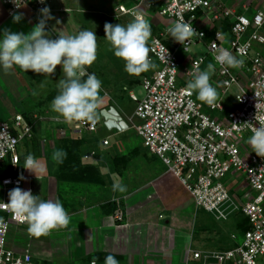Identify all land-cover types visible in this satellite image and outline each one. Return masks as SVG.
I'll list each match as a JSON object with an SVG mask.
<instances>
[{
	"label": "built area",
	"instance_id": "built-area-1",
	"mask_svg": "<svg viewBox=\"0 0 264 264\" xmlns=\"http://www.w3.org/2000/svg\"><path fill=\"white\" fill-rule=\"evenodd\" d=\"M1 1L12 15L25 7L40 13L55 0H46V4L40 0H16L19 8L13 0ZM234 1L241 5V13L236 7H227L224 0H135L131 6L120 5L117 9L133 17L150 12L173 22L183 18L203 33L184 45L175 42V50L166 44L168 31L153 35L148 42L149 56L159 64V69L141 78L143 98L130 95L136 103L135 117L139 121L133 127L144 147L166 165L196 204L218 220H228L239 213L247 221L239 235L231 236L233 247L191 250L185 264H264V158L252 152L247 142L253 126H264V0ZM252 5L255 10L248 18L246 14ZM221 20L229 22L231 35L227 44L224 33L215 26ZM200 44L206 48L205 55L191 57L189 65H182L178 52L189 54L192 46ZM221 49L243 59L244 65L225 70L226 66L215 59ZM207 59L215 66L214 74L223 94L237 87L234 97L238 108H227L222 102L209 106L197 99L194 90L179 85L182 68L187 80H191ZM105 120L109 127V120ZM101 124L98 117L95 124L74 121V131L81 138L82 133H95ZM124 125L109 129L124 132L129 129ZM34 134V122L29 116L17 114L8 121H0V201L8 203L9 191L17 186L22 188L29 179L22 166ZM103 144L108 145L109 140ZM227 176L234 181L241 178L246 192L238 195L227 188ZM117 220L123 221L121 213ZM13 224L28 227L10 209L0 207V264H34L29 249L17 253L9 248Z\"/></svg>",
	"mask_w": 264,
	"mask_h": 264
},
{
	"label": "crops",
	"instance_id": "crops-1",
	"mask_svg": "<svg viewBox=\"0 0 264 264\" xmlns=\"http://www.w3.org/2000/svg\"><path fill=\"white\" fill-rule=\"evenodd\" d=\"M72 1L57 0L49 6L55 19L47 21L46 31L52 38H56L57 35H73L81 30L78 28L76 15L72 14ZM224 3L227 7H236V11L242 12L241 5L238 6L236 1L224 0ZM132 4L133 2L128 1L125 5L129 7ZM253 10L255 5H252L247 13L251 14ZM19 12L23 13V19L19 23H13L12 15L0 1V30L10 29L28 34L41 19V14L34 13L26 7ZM151 20L156 21V25L152 26L155 28V33L166 32L173 23V20L156 14L148 18L150 23ZM167 20L171 22L169 25H166ZM74 24L76 27L73 26ZM215 26L224 33L225 44H227L231 35L228 28L229 22L221 20ZM165 41L172 50L176 49V41L171 38L169 32ZM181 52H178V56L182 65H189L191 56ZM209 63L212 61L207 59L204 66L196 73L207 70ZM156 64L158 67L141 74L136 84H141L139 81L142 75H151L158 70L159 64ZM62 78L60 66H57L55 74L47 77L46 74H38L31 70L24 72L19 67H14L7 72L0 69V121L17 114L29 116L32 120L34 118L35 138L27 146L26 154L31 153L36 157L40 155L42 167L36 171V175L34 173L29 175V171H25L28 176L42 180L43 177L39 175L44 173V167L47 164L44 150L51 147L55 152L60 145H68L75 140L80 145L87 146L86 150L98 153L96 159L100 167H111L114 171L115 166H118L116 171L118 172L119 169L121 177L116 175L117 178L110 180V184L100 186L102 191L116 193V196L110 195L101 200L91 201L84 199L70 206L66 209L71 217L68 228L54 229L47 235L39 237L30 235L27 226L13 224L8 236L9 248L17 253L29 249L34 264H90L93 260H96V264H104L108 254L115 255L120 264H185L191 250H211L208 247L214 236L208 233L205 222L208 218L206 214L210 213L196 204L193 196L156 155L150 153L145 147H137L138 151L135 154L137 156L133 160L138 162L141 159V161L136 166H139L138 171L130 174V150L127 154L123 153L129 144H121L122 140L128 142L125 135L130 127L122 132L115 128L109 129L105 125L107 121L103 113L111 110L116 111L118 117L128 125L114 104L107 105L109 102L105 100L97 110V116L101 119V125L106 133L104 132L100 137H91L97 138L94 140L96 144H91L87 138H75L77 133L70 122L62 118H54L56 114L51 111L50 105L59 93L58 81ZM179 79L180 83L188 81L183 68ZM218 80L213 73L210 82L221 91ZM9 95L20 101V111L10 107ZM60 131H64L65 136H62ZM115 134H118V138L112 141L111 137ZM107 139L109 144L104 145L103 141ZM36 145L40 147L39 151ZM117 180L127 186L125 193L113 192L112 184ZM237 181L241 182L236 187L237 191L241 186L246 187L241 178L232 185ZM28 188L29 186L25 184L24 190ZM237 191L235 194L244 193ZM47 198L43 199L48 200ZM116 200H119V203ZM119 213L123 217L122 222L117 220Z\"/></svg>",
	"mask_w": 264,
	"mask_h": 264
},
{
	"label": "clouds",
	"instance_id": "clouds-1",
	"mask_svg": "<svg viewBox=\"0 0 264 264\" xmlns=\"http://www.w3.org/2000/svg\"><path fill=\"white\" fill-rule=\"evenodd\" d=\"M13 2L16 3V0ZM40 3L46 4V0H40ZM16 6L20 7L17 3ZM40 14L41 19L28 34L10 29L0 30V69L7 72L19 67L24 72L31 70L46 74L47 77L55 74L57 66H60L63 78L58 81L59 93L50 105L51 111L56 114L54 118H62L66 122L86 121L95 124L97 110L102 103V81L94 72L88 73L87 69L97 60L96 32L83 29L73 35H57L52 38L46 27L47 21L55 17L47 6L40 10ZM22 19L23 13H12L13 23H19ZM104 30L115 57L124 62L125 71L130 76L139 77L158 67L149 56L151 49L148 42L152 38V25L142 13L135 14L127 25L105 23ZM167 31L181 45L196 35L203 36V33H198L183 18L173 22ZM215 59L219 65L226 66L225 70L241 68L245 63L228 49H221ZM214 71L215 66L209 63L207 70L196 73L187 85L188 89L196 92L198 100L209 106H214L219 98L217 88L210 82ZM85 75L86 79H83ZM247 142L252 152L264 158V126H253L252 135ZM53 156L59 163H63L67 152L59 149ZM22 167L36 175V171L42 166L39 158L29 153L24 158ZM20 179H24L23 174ZM112 190L125 193L127 186L117 180L112 184ZM8 197V203L0 201V207L10 209L15 217L26 221L29 233L34 236L47 235L54 229H67L71 223V217L59 199L44 200L40 195H34L30 189L24 190L19 186L11 189ZM92 264H96V260ZM104 264H120V261L115 255L108 254Z\"/></svg>",
	"mask_w": 264,
	"mask_h": 264
},
{
	"label": "rangeland",
	"instance_id": "rangeland-1",
	"mask_svg": "<svg viewBox=\"0 0 264 264\" xmlns=\"http://www.w3.org/2000/svg\"><path fill=\"white\" fill-rule=\"evenodd\" d=\"M128 1L133 2L135 0H73L71 9L72 14L74 13L73 15H76L75 18L79 24L78 28L81 30L90 29L96 32L98 45L97 60L91 67L87 69V72H94L102 81V102L106 100V102H109L107 105L114 104L130 127L125 135V137L128 139V142H126V140H122L121 144H129L128 148L125 149L123 153L127 154L130 150V174H135L139 168V166H136L140 163L141 159L136 162L133 160V158L137 156L135 155L136 151H138L137 147L142 148L144 145L141 137L137 135L133 127L134 125L138 124L139 121L135 117L136 103L131 99L130 95L134 93L139 98H143L144 90L141 84H136L138 77L130 76L125 71L124 62L115 57L111 44L106 39L104 30L105 23H120L127 25V23H129L134 18L131 13L121 14L117 10L120 5H125ZM144 14L147 20L148 18L152 17V13L150 12H145ZM251 14H246V16L248 18H252ZM170 23V20H167L166 25H169ZM151 25L155 26L156 21L151 20ZM73 26L76 27L75 24ZM152 34L158 35L159 33H155V28L152 27ZM181 51L182 50L179 52ZM205 53V47L202 45H197L191 47L189 55L193 58H201L205 55ZM84 77L85 78H82L86 79V75ZM189 81L190 80L181 83L182 85L187 86ZM181 83H179V85ZM217 90L219 92V98L216 102H222L227 106V108H238L234 97V93L237 91L236 86L231 87L226 92V94H223L218 88ZM9 97L11 98V102L9 103L10 107L20 111V101H18L13 96L11 97V95H9ZM9 119H5L4 121H8ZM70 124L74 129V121L70 122ZM97 130V133L95 132V134L82 133L80 137L84 139L87 138L88 142L91 144H96L94 140L97 138L92 139L91 137H100V135L105 132L102 125ZM60 133L62 136H65L64 131H60ZM117 135L118 134L112 136L111 140H116L118 138ZM77 137L79 136L75 135V138ZM36 147V149L39 151L40 147L38 145H36ZM87 148V146H82L75 140H72L68 145H60L59 149L66 151L67 156L66 158H63V163H59L53 156L54 149L47 147L44 150V155L47 158V164L44 167V173L39 175L43 177V179H36L35 177L30 176L29 179L24 182V184L29 186L28 189H30L34 195H40L41 199L44 197H48L47 199L51 200L59 199L63 203L65 209L76 205L84 199L91 201L94 199H104L105 196H116V193L102 191L100 186L103 184H110V180H115L117 178L116 175L121 177L119 169L118 172L116 171L118 166H115L116 170L114 171L111 170V167H100L97 164L98 160L96 159L98 153L92 150H86ZM37 158L40 160L42 157L38 155ZM117 162H120V158L117 159ZM140 167L142 168V165ZM28 174L34 175L31 172ZM224 182L227 188H232L233 190H236V187H238V185L241 183L237 181L234 185H232V183L235 181L231 176H227ZM97 185L99 187H97ZM22 189H25V185L22 187ZM239 191L246 192V187L241 186L237 192ZM117 203H119V200ZM206 215L208 217L205 221L208 226V233L211 234V236H214L208 248H211V250H226L233 247L234 242L231 238V235H239L237 225L243 220V216L240 214H234L230 216L228 220H218L216 217L212 216V214ZM204 235H207V231L204 233Z\"/></svg>",
	"mask_w": 264,
	"mask_h": 264
},
{
	"label": "water",
	"instance_id": "water-1",
	"mask_svg": "<svg viewBox=\"0 0 264 264\" xmlns=\"http://www.w3.org/2000/svg\"><path fill=\"white\" fill-rule=\"evenodd\" d=\"M103 116L109 120V122L107 123L109 127L118 128V126L121 125L125 126V123L121 120L120 117L117 116L116 111L114 110L108 111V113H103Z\"/></svg>",
	"mask_w": 264,
	"mask_h": 264
},
{
	"label": "trees",
	"instance_id": "trees-1",
	"mask_svg": "<svg viewBox=\"0 0 264 264\" xmlns=\"http://www.w3.org/2000/svg\"><path fill=\"white\" fill-rule=\"evenodd\" d=\"M135 1H133V3H134ZM228 28H229V26H228ZM154 34H152V36H153ZM210 36L209 37H212L213 36V34L212 33H210L209 34ZM166 44H167V46L169 47L170 45H168V43L166 42ZM170 48V47H169ZM170 49H172V48H170ZM144 75H142V77H143ZM141 77V78H142ZM83 78H85V77H83ZM139 82H141V80L139 81ZM26 116V115H25ZM35 133V132H34ZM34 138H35V134H34ZM33 138V139H34ZM79 141H82V139H78ZM32 142H33V140H32ZM247 227V221L245 220V219H243L242 221H241V223L239 224V226H238V228H239V230H241V231H243V229H245Z\"/></svg>",
	"mask_w": 264,
	"mask_h": 264
},
{
	"label": "bare ground",
	"instance_id": "bare-ground-1",
	"mask_svg": "<svg viewBox=\"0 0 264 264\" xmlns=\"http://www.w3.org/2000/svg\"><path fill=\"white\" fill-rule=\"evenodd\" d=\"M239 214V213H238Z\"/></svg>",
	"mask_w": 264,
	"mask_h": 264
}]
</instances>
